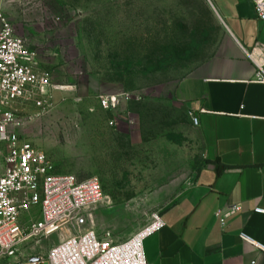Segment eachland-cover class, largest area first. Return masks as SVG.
I'll return each mask as SVG.
<instances>
[{
	"label": "rangeland",
	"instance_id": "rangeland-1",
	"mask_svg": "<svg viewBox=\"0 0 264 264\" xmlns=\"http://www.w3.org/2000/svg\"><path fill=\"white\" fill-rule=\"evenodd\" d=\"M212 4L1 0L55 86L45 108L24 107L21 134L56 172L99 180L104 197L91 210V227L112 242L160 216L204 163L201 134L172 89L225 31ZM114 93L125 95L114 110L102 109L98 97ZM65 235L42 240L35 251Z\"/></svg>",
	"mask_w": 264,
	"mask_h": 264
},
{
	"label": "crops",
	"instance_id": "crops-1",
	"mask_svg": "<svg viewBox=\"0 0 264 264\" xmlns=\"http://www.w3.org/2000/svg\"><path fill=\"white\" fill-rule=\"evenodd\" d=\"M225 31L212 54L179 78L173 100L197 123L205 160L143 238L147 264H264V22L253 0H209ZM212 4V5H213ZM239 211L222 225L217 209Z\"/></svg>",
	"mask_w": 264,
	"mask_h": 264
},
{
	"label": "built area",
	"instance_id": "built-area-1",
	"mask_svg": "<svg viewBox=\"0 0 264 264\" xmlns=\"http://www.w3.org/2000/svg\"><path fill=\"white\" fill-rule=\"evenodd\" d=\"M253 2L264 22V0ZM256 67L264 83V63ZM54 87L50 72L39 67L0 0V264H147L142 241L163 225L160 216L122 241L112 242L108 232L97 234L91 210L104 197L99 180L56 172L48 155L21 134L24 107L45 108ZM124 95H101L98 104L114 110ZM189 116L196 124L197 118L191 112ZM239 209H217L215 216L223 225ZM61 232L67 235L44 252L35 251L42 240ZM239 236L264 252L263 245L243 232Z\"/></svg>",
	"mask_w": 264,
	"mask_h": 264
}]
</instances>
